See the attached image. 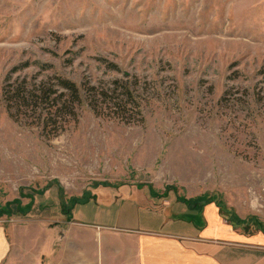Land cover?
<instances>
[{
  "label": "rangeland",
  "instance_id": "1",
  "mask_svg": "<svg viewBox=\"0 0 264 264\" xmlns=\"http://www.w3.org/2000/svg\"><path fill=\"white\" fill-rule=\"evenodd\" d=\"M38 64L52 65L38 79L127 82L143 119L83 106L47 138L0 104V220L14 246L2 264H51L56 247L65 264L94 262L88 241L46 247L48 222L24 219L50 188L64 218L96 188L133 183L264 225V0H0V92Z\"/></svg>",
  "mask_w": 264,
  "mask_h": 264
},
{
  "label": "crops",
  "instance_id": "2",
  "mask_svg": "<svg viewBox=\"0 0 264 264\" xmlns=\"http://www.w3.org/2000/svg\"><path fill=\"white\" fill-rule=\"evenodd\" d=\"M50 189L38 194L24 219L48 222L50 237L55 235L43 239L46 247L62 248L73 237L78 252L88 241L92 264L101 250L105 264H264V225L231 223L213 199L190 201L157 194L154 186L123 183L96 188L64 218L62 200ZM12 249L0 220V264ZM55 249L46 255L48 263L65 264L59 254L64 250Z\"/></svg>",
  "mask_w": 264,
  "mask_h": 264
},
{
  "label": "trees",
  "instance_id": "3",
  "mask_svg": "<svg viewBox=\"0 0 264 264\" xmlns=\"http://www.w3.org/2000/svg\"><path fill=\"white\" fill-rule=\"evenodd\" d=\"M26 65L16 66L12 71ZM38 65L41 68L33 76L8 80L1 89L0 104L14 121L36 127L47 138H53L69 126L76 125L83 106L96 116L142 121L137 95L127 82L113 79L98 84L88 81L77 84L56 73L38 79L45 68L52 67L51 64ZM109 66L116 68L112 63ZM29 209L30 205L25 211Z\"/></svg>",
  "mask_w": 264,
  "mask_h": 264
}]
</instances>
